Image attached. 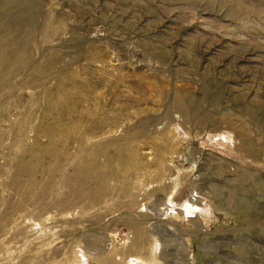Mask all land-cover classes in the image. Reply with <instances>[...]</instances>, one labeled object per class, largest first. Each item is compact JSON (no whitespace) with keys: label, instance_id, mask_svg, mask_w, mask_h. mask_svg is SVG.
<instances>
[{"label":"rangeland","instance_id":"374dc122","mask_svg":"<svg viewBox=\"0 0 264 264\" xmlns=\"http://www.w3.org/2000/svg\"><path fill=\"white\" fill-rule=\"evenodd\" d=\"M0 264H264V0H0Z\"/></svg>","mask_w":264,"mask_h":264}]
</instances>
